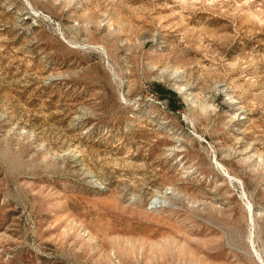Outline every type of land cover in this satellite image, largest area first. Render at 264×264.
<instances>
[{
	"label": "rangeland",
	"instance_id": "obj_1",
	"mask_svg": "<svg viewBox=\"0 0 264 264\" xmlns=\"http://www.w3.org/2000/svg\"><path fill=\"white\" fill-rule=\"evenodd\" d=\"M0 264H264V0H0Z\"/></svg>",
	"mask_w": 264,
	"mask_h": 264
},
{
	"label": "trees",
	"instance_id": "obj_2",
	"mask_svg": "<svg viewBox=\"0 0 264 264\" xmlns=\"http://www.w3.org/2000/svg\"><path fill=\"white\" fill-rule=\"evenodd\" d=\"M168 102H169V105H171V106H172V104H174V102L171 100H169Z\"/></svg>",
	"mask_w": 264,
	"mask_h": 264
}]
</instances>
